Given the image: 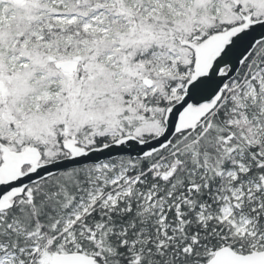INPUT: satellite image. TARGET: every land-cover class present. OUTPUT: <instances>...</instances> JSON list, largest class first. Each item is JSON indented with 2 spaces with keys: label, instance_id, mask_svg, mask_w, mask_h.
Masks as SVG:
<instances>
[{
  "label": "snow or ice",
  "instance_id": "1",
  "mask_svg": "<svg viewBox=\"0 0 264 264\" xmlns=\"http://www.w3.org/2000/svg\"><path fill=\"white\" fill-rule=\"evenodd\" d=\"M0 264H264V0H0Z\"/></svg>",
  "mask_w": 264,
  "mask_h": 264
}]
</instances>
